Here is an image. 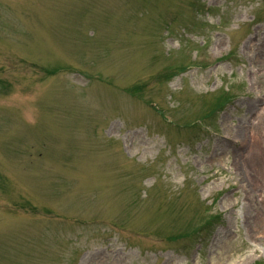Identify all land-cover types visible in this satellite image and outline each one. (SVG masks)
Returning <instances> with one entry per match:
<instances>
[{"label":"rangeland","instance_id":"374dc122","mask_svg":"<svg viewBox=\"0 0 264 264\" xmlns=\"http://www.w3.org/2000/svg\"><path fill=\"white\" fill-rule=\"evenodd\" d=\"M0 264H264V0H0Z\"/></svg>","mask_w":264,"mask_h":264}]
</instances>
